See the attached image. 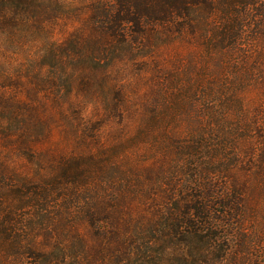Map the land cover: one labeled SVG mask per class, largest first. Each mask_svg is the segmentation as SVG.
Here are the masks:
<instances>
[{"label":"trees","instance_id":"trees-1","mask_svg":"<svg viewBox=\"0 0 264 264\" xmlns=\"http://www.w3.org/2000/svg\"><path fill=\"white\" fill-rule=\"evenodd\" d=\"M115 1L117 10H96L95 33L106 38L90 43L98 54L108 46L130 50L132 41L143 49L159 37L192 35L249 65L233 81L247 103L239 135L225 133L222 122L218 130L209 124L205 139L200 122L186 123L188 132L169 143L170 165L144 167L151 183L138 172V217L123 211L121 186L110 190L119 177L92 168L108 151L65 157L57 174L34 180L35 189L21 196L30 200L23 208L16 206L19 184H1L0 264H264V0ZM61 10L58 0H0V27H40L59 20ZM61 59L65 70H77L69 53ZM100 62L82 58L79 65L89 70L64 71L65 82L90 80L109 107L110 72ZM242 89L254 91L257 101L240 96ZM99 130L93 129L96 138Z\"/></svg>","mask_w":264,"mask_h":264},{"label":"rangeland","instance_id":"rangeland-1","mask_svg":"<svg viewBox=\"0 0 264 264\" xmlns=\"http://www.w3.org/2000/svg\"><path fill=\"white\" fill-rule=\"evenodd\" d=\"M58 5L62 17L56 22L17 30L0 27V185L19 184L16 206L23 208L30 200L21 196L35 189L39 175L57 174L65 157L108 151L92 168L119 177L110 190L121 186L128 204L123 211L138 217V172L151 183L144 167L160 170L170 165L169 143L188 132L186 123L200 122L209 139L208 125L218 130L224 122L225 133L238 137L241 105L247 103L233 81L251 68L236 56H220L192 35L159 37L143 49L130 36V50L118 44L120 49L108 46L98 54L90 43L106 38L95 33L96 10H117L116 1L58 0ZM74 41L83 53L73 47ZM66 53L77 60V70H65L61 58ZM84 57L101 58L98 67L110 72L109 107L90 80L67 86L70 75L64 71L89 70V65H79ZM241 91L240 96L257 101L254 91ZM95 128H100L99 138Z\"/></svg>","mask_w":264,"mask_h":264}]
</instances>
